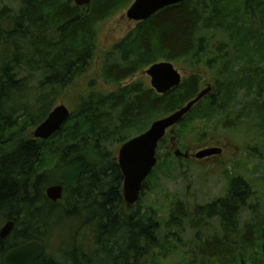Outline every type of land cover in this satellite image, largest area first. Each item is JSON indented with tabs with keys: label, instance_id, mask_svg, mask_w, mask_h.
<instances>
[{
	"label": "trees",
	"instance_id": "trees-1",
	"mask_svg": "<svg viewBox=\"0 0 264 264\" xmlns=\"http://www.w3.org/2000/svg\"><path fill=\"white\" fill-rule=\"evenodd\" d=\"M132 2L91 0L79 7L72 0H20L18 12L0 19V226L14 223L0 239V264L7 251L25 242L47 247L53 232L54 253L45 250L35 264H158L155 256L177 248V241H162L163 227L178 229L168 232L177 237L186 222L196 236L211 221L219 235L196 246L191 264H264V221L254 215L255 221L240 227V211L253 194L246 178H230L225 197L207 206L188 210L176 201L163 226L154 215L128 210L114 152L128 140L126 133L138 135L192 100L200 92L203 66L221 64L217 92L176 126L188 116L212 120L218 113L225 129L249 114L264 126V0H188L136 23L99 64L101 79L116 89L100 92L88 83L75 92V108L59 131L46 141L32 137L59 98L89 71L96 25ZM216 32L227 39L212 51L208 42ZM161 61L190 73L163 95L141 77L120 84ZM167 138L157 151L165 150ZM53 185L63 187L57 202L45 195Z\"/></svg>",
	"mask_w": 264,
	"mask_h": 264
},
{
	"label": "rangeland",
	"instance_id": "rangeland-1",
	"mask_svg": "<svg viewBox=\"0 0 264 264\" xmlns=\"http://www.w3.org/2000/svg\"><path fill=\"white\" fill-rule=\"evenodd\" d=\"M19 7L20 0H0V19L3 20L7 15L15 14L18 12ZM126 9L96 25V53L89 71L76 81L75 89H70L65 96L59 98L55 106L62 104L69 111H72L77 103V98L74 97L75 92L78 90L81 92L83 88L87 87L88 83H92L93 89L100 92H111L116 89V85L105 83L101 79L99 64L103 53L119 43L136 26L135 22H130L125 18ZM2 20L1 23H3ZM211 39L208 43L212 46V51H215V45L219 41H221L219 44L224 45V39L227 38L224 34L216 32V35L211 37ZM229 48H232V46L229 45ZM229 54L234 55L232 52ZM235 63H233L234 66L236 65ZM172 64L180 73L182 79L190 73V71H185L181 66L175 63ZM214 69H208L203 66L199 71L202 79L199 90L211 87L212 91L208 95L217 92L214 80L218 74L216 71L221 69V64L216 65ZM140 77L143 79L144 84L150 87L149 78L144 74V70L120 84L123 85L124 83L135 81ZM36 82L34 81V83ZM241 96L242 92L239 94V97ZM194 115L199 116L195 113ZM223 117L224 115L221 113H218L212 120L188 116L185 125L181 127L175 126L173 128L174 133L167 134V143L164 145L165 150L160 149L156 153L157 165L153 174L145 180V188L140 192L137 203L128 210L136 211L142 215H154L164 226L176 201L182 203L188 210L196 206H207L224 198L227 186L230 183L229 179H232L233 176H239L246 178L250 182L253 193L246 200L245 206L240 211V227L250 220L255 221L251 219L252 217L254 218V215L259 219L257 220L258 222L264 221V126H261L260 121L249 114L244 117V120L237 121V124H235L237 125L236 128L229 127L225 129L220 121ZM161 118L163 117L158 119ZM179 131L184 133L182 138H179V135L178 137L176 136ZM126 135L129 136L128 140L137 136L136 133L131 135L126 133ZM170 139H173L172 145L176 142L177 149H180L181 152L188 150L192 154H196L208 144L210 146L206 148L218 147L217 143L222 147V153L216 161L176 158L173 153L174 148H171L172 151L170 150ZM120 146L115 147L116 157ZM182 225L184 228L180 232L178 231L177 237L172 236V234L171 236L168 235V232H177L178 229L163 227L162 236L165 239L162 241H177V248L171 249L169 247L170 253L158 254L159 256H155L153 262L158 264H191L196 246L210 238L211 235L218 236L220 232L217 225L212 221L206 227L199 229L198 231L200 232H197L196 236L186 222ZM259 227L258 236H260L262 230V227ZM60 233L59 231L58 235ZM56 234V232L51 233L47 238L50 243L48 242L47 247L44 246L49 253H54L56 244H53V242L57 240ZM63 235L61 233L60 236ZM66 239L67 237L65 236L64 240ZM259 250L256 249L257 253H259ZM252 252L250 250L247 254L249 255ZM150 260L152 261V259ZM198 262L199 259H197L196 263Z\"/></svg>",
	"mask_w": 264,
	"mask_h": 264
},
{
	"label": "water",
	"instance_id": "water-1",
	"mask_svg": "<svg viewBox=\"0 0 264 264\" xmlns=\"http://www.w3.org/2000/svg\"><path fill=\"white\" fill-rule=\"evenodd\" d=\"M76 6H88L91 0H72ZM188 0H133L125 11V18L130 22H143L158 11ZM144 74L149 78L150 87L159 95H163L178 87L182 82L180 73L170 62H158L149 66ZM212 91L211 87L201 90L192 100L177 111L153 121L141 134L124 142L117 151L116 161L123 177L122 194L128 207L135 205L139 199L144 181L157 164L156 151L167 131L175 127L204 97ZM70 116L67 107L60 104L55 106L32 132L34 139L46 141L57 131ZM176 145L173 144L172 148ZM219 152L218 149H207L195 155L197 158L210 156ZM176 158H187L188 152L174 150ZM46 197L57 202L62 199L63 187L53 185L45 190ZM14 228L12 221L5 222L0 227V239L7 238ZM45 252L44 245L38 240H31L7 251L1 264H35Z\"/></svg>",
	"mask_w": 264,
	"mask_h": 264
},
{
	"label": "flooded vegetation",
	"instance_id": "flooded-vegetation-1",
	"mask_svg": "<svg viewBox=\"0 0 264 264\" xmlns=\"http://www.w3.org/2000/svg\"><path fill=\"white\" fill-rule=\"evenodd\" d=\"M209 142V141H208ZM175 144V143H174ZM216 145L218 146V147H213V148H206V147H209L210 146V144H208V145H205L204 147V149H202V150H200V151H198L196 154H198L199 152H201V151H204V150H207V149H218L219 150V152H217V153H213V154H211L210 156H206V157H203V158H197V157H195V155L196 154H192L191 153V151H188V150H185L184 152H182V153H185L186 151L188 152V154H187V158H185V159H192V158H194V159H205V160H207V161H216L217 159H218V157H220V155H221V153H222V147L220 146V145H218L217 143H216ZM215 145V146H216ZM175 149H177V147L175 146ZM180 150V149H179ZM184 158V157H183Z\"/></svg>",
	"mask_w": 264,
	"mask_h": 264
},
{
	"label": "bare ground",
	"instance_id": "bare-ground-1",
	"mask_svg": "<svg viewBox=\"0 0 264 264\" xmlns=\"http://www.w3.org/2000/svg\"><path fill=\"white\" fill-rule=\"evenodd\" d=\"M45 253V252H44Z\"/></svg>",
	"mask_w": 264,
	"mask_h": 264
}]
</instances>
